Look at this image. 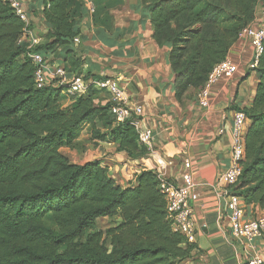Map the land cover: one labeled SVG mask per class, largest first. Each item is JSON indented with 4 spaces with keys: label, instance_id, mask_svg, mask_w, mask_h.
Segmentation results:
<instances>
[{
    "label": "trees",
    "instance_id": "16d2710c",
    "mask_svg": "<svg viewBox=\"0 0 264 264\" xmlns=\"http://www.w3.org/2000/svg\"><path fill=\"white\" fill-rule=\"evenodd\" d=\"M141 2L155 43L169 48L174 96L184 105L253 20L259 0ZM42 6L47 43L35 49L46 57L61 49L68 74H82L74 38H82L86 1L43 0ZM92 14L95 19V9ZM24 26L0 0V264H180L192 257L197 246L174 229L156 171L142 170L137 185L124 188L100 161L79 164L62 152L77 149L84 125L94 146L111 142L132 158L148 148L134 124L116 120L107 91L89 90L66 104L64 87L38 88L19 42ZM256 70L252 105L237 108L252 123L233 192L246 206L264 209V51ZM84 76L99 78L91 71ZM115 216L117 225L97 229L98 219Z\"/></svg>",
    "mask_w": 264,
    "mask_h": 264
},
{
    "label": "crops",
    "instance_id": "0c3cea01",
    "mask_svg": "<svg viewBox=\"0 0 264 264\" xmlns=\"http://www.w3.org/2000/svg\"><path fill=\"white\" fill-rule=\"evenodd\" d=\"M32 27L47 26L42 19L43 0H31ZM93 5L96 20L88 13L82 22V38L74 44L82 74L91 71L97 77L122 79L134 104L143 109L141 126L152 131V145L147 154L132 158L118 151L111 142H100L86 153L77 149L62 152L79 164L100 161L118 184L137 185L142 170H154L175 183L181 182L185 161L197 185L194 207L193 256L180 264H246L242 248L230 241V228L225 198L220 191L233 190L219 181L232 161V125L238 109L251 107L259 84L256 68L250 63L253 47L247 40H238L230 49L236 71L230 80L219 81L211 92V107L197 105L196 95L181 105L174 96V74L168 61V47L158 46L147 6L141 0H85ZM45 24V26H44ZM38 33V32H37ZM57 55V56H56ZM50 60L67 63L59 49ZM249 120L248 126H251ZM224 133H220L221 129ZM73 159H72V157ZM262 208L247 206L249 216ZM223 217L220 219V215ZM264 257V234L258 241Z\"/></svg>",
    "mask_w": 264,
    "mask_h": 264
},
{
    "label": "built area",
    "instance_id": "2783aa9c",
    "mask_svg": "<svg viewBox=\"0 0 264 264\" xmlns=\"http://www.w3.org/2000/svg\"><path fill=\"white\" fill-rule=\"evenodd\" d=\"M8 4L14 13L25 23L20 43L27 47V55L35 66L34 79L38 88L45 86L64 87L65 91L74 96L86 94L89 90H105L110 94L111 112L118 122L134 124L139 132V143L147 148L152 145V131L141 126L140 117L143 109L138 104L132 103L122 79L115 76H102L100 78H85L84 74L69 75L63 62L50 60L35 48L40 45L41 38L32 27L31 0H1ZM43 8V6H42ZM94 12L93 5L89 7V13ZM238 40H247L253 47L251 67L256 68L260 56L264 51V0H259L255 9L253 20L243 27ZM81 38H74V44H79ZM230 53V51H229ZM217 63L210 72L205 84L198 90L196 95L197 105L202 109L211 107V92L213 87L221 80H230L236 71V64L230 54ZM249 119L242 110H236L232 125L231 164L220 175L219 181L233 188L242 174L241 162L245 157L244 137L248 129ZM222 128L220 133H224ZM185 172L181 175V182L175 183L158 174L160 189L166 199L167 213L172 220L173 227L187 237L190 242L194 241V207L192 200L197 199V185L190 172L191 162L185 161ZM225 198L224 209L227 211L229 221V236L234 247H241L246 264H264V257L258 246L259 239L264 234V209L249 216L247 206L240 195L233 190L220 191ZM223 214L220 215V219Z\"/></svg>",
    "mask_w": 264,
    "mask_h": 264
},
{
    "label": "rangeland",
    "instance_id": "374dc122",
    "mask_svg": "<svg viewBox=\"0 0 264 264\" xmlns=\"http://www.w3.org/2000/svg\"><path fill=\"white\" fill-rule=\"evenodd\" d=\"M37 26L39 28V29H37V32H38L37 35L41 38L40 44L47 43V35L44 32V27L39 25V24ZM44 26H45V24H44ZM65 94L67 96V100L65 102H66V104H69L71 98H73L74 95H71V94L67 93L66 91H65ZM189 101H186V103H188ZM92 136H93V134L90 131L89 126L84 125L80 129L79 137L77 139V146L78 147H76L80 153L89 152V150H92L94 147H96V146H94L95 141L92 139L93 138ZM69 151L72 152V151H74V149H70ZM72 159H73V157H72ZM119 220H120L119 216H115L113 218H108V217L100 218L97 221V229L105 230L109 227H113V226L118 224Z\"/></svg>",
    "mask_w": 264,
    "mask_h": 264
}]
</instances>
